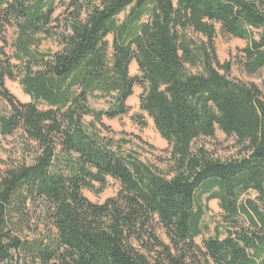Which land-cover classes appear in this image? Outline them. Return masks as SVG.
Wrapping results in <instances>:
<instances>
[{"label":"trees","instance_id":"trees-1","mask_svg":"<svg viewBox=\"0 0 264 264\" xmlns=\"http://www.w3.org/2000/svg\"><path fill=\"white\" fill-rule=\"evenodd\" d=\"M63 1L0 0V138L19 147L0 162V264H264V79H230L213 43L217 25L243 40L239 65L259 74L264 0ZM135 86L171 148L168 176L101 135L103 118L129 113ZM216 130L237 157L194 145ZM107 178L119 184L113 198L82 194L102 192ZM203 199L218 201L228 228L199 246Z\"/></svg>","mask_w":264,"mask_h":264},{"label":"rangeland","instance_id":"rangeland-1","mask_svg":"<svg viewBox=\"0 0 264 264\" xmlns=\"http://www.w3.org/2000/svg\"><path fill=\"white\" fill-rule=\"evenodd\" d=\"M70 0H64V4ZM94 2L98 0H92ZM64 5L57 7L55 16H61L64 11ZM122 18V17H121ZM14 38V33L10 32L8 35V44H11ZM109 42L111 37H109ZM216 50L217 59L220 64L229 65L228 77L232 80L239 81L246 85H256L261 87V82L264 79V68L257 75H247L240 67L239 61L241 58L240 51L245 47V42L240 39L224 36L220 32L219 26H216V35L213 39ZM54 44L51 42H44L41 46L43 52L54 51ZM222 73V71H221ZM130 76H138L139 72L135 62L129 67ZM5 88L8 92L21 103H29L30 98L26 96L18 82V80H5ZM142 93L140 87L135 86L132 96L128 99L127 105L130 111L127 115L108 120L103 118L102 122L107 129H101V135L105 137L113 145L120 154H132L138 158L142 163L158 170L162 175L169 174V161L171 148L157 133L151 119L139 110V97ZM95 109L104 108L102 101L90 102ZM0 108H3V103L0 100ZM91 119L86 117L84 123L88 124ZM195 146H202L209 155L215 159L226 161L238 156L239 149L235 140L231 137L225 136L219 130H216L215 136L212 139L202 138L198 140ZM19 147L17 140L13 138H0V162L2 167L18 158ZM94 184V188H98ZM119 190V184L110 179H106V186L102 192L95 194L88 190H83L82 194L91 202L102 204L107 199L113 198ZM207 211L203 217L202 224L205 227L202 236L196 239L197 245L201 246L204 239L219 235L220 238L225 236V231L228 228L223 212L219 207L217 200L205 202ZM159 237L167 242L164 233L159 230Z\"/></svg>","mask_w":264,"mask_h":264}]
</instances>
